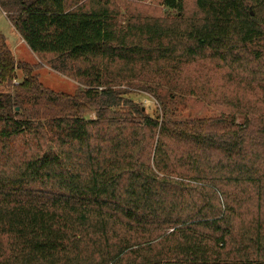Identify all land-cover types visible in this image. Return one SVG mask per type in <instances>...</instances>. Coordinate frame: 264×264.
Instances as JSON below:
<instances>
[{"label": "trees", "instance_id": "16d2710c", "mask_svg": "<svg viewBox=\"0 0 264 264\" xmlns=\"http://www.w3.org/2000/svg\"><path fill=\"white\" fill-rule=\"evenodd\" d=\"M143 2L0 0L78 83L44 86L0 36V264H264V100L199 119L170 106L196 90L182 67L203 62L264 94L263 57L247 51L264 40V0H196L191 16L185 0ZM134 80L155 116L120 88Z\"/></svg>", "mask_w": 264, "mask_h": 264}, {"label": "rangeland", "instance_id": "374dc122", "mask_svg": "<svg viewBox=\"0 0 264 264\" xmlns=\"http://www.w3.org/2000/svg\"><path fill=\"white\" fill-rule=\"evenodd\" d=\"M195 1L185 0L187 16H191L195 11ZM141 4L154 10L163 8V0H144ZM122 12L125 14L123 8ZM177 12L173 9L164 8L162 14L174 17ZM122 21L124 22V19ZM0 36L6 46L13 52L16 62L26 63L34 74L39 75V80L44 86L56 92L69 94L76 92L78 83L75 80L53 70L46 59L34 53L26 43L22 42V38L1 6ZM247 51L251 52L252 55L249 54L251 57L258 51L264 60V40L251 44L247 47ZM182 69L185 72L184 75L188 77L184 86L188 88L191 84H194L196 90L194 92H190L193 90H185L188 92L177 94L173 102L170 101L172 112L175 113L176 117L182 119L212 118L221 115L223 110L226 112L231 111L230 108H226L222 104L237 103L240 100L253 104L264 100V94L257 88L254 89V84L250 85L246 81L238 83L237 80H233L231 74H229L230 70L226 66H215L203 62L184 65ZM23 77V69L20 68L17 70L15 83L22 81ZM120 88L130 91L127 96L143 105L146 112L151 116H155L156 113L161 111L156 98L143 89L141 81L134 80L130 83H124ZM261 112H264V110H261ZM93 115L92 112L88 114L91 117ZM249 115H252V111L249 112ZM239 120H241L240 117Z\"/></svg>", "mask_w": 264, "mask_h": 264}, {"label": "crops", "instance_id": "0c3cea01", "mask_svg": "<svg viewBox=\"0 0 264 264\" xmlns=\"http://www.w3.org/2000/svg\"><path fill=\"white\" fill-rule=\"evenodd\" d=\"M20 37H21V36H20ZM21 38H22V37H21ZM21 40H22V42H23L24 44L26 43V42L24 41V39H23V38H22Z\"/></svg>", "mask_w": 264, "mask_h": 264}]
</instances>
